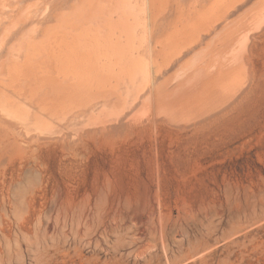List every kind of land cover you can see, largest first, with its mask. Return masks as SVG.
<instances>
[{"label": "rangeland", "instance_id": "374dc122", "mask_svg": "<svg viewBox=\"0 0 264 264\" xmlns=\"http://www.w3.org/2000/svg\"><path fill=\"white\" fill-rule=\"evenodd\" d=\"M128 124H32L27 140L0 120V264H264L259 132L230 139L231 114L176 132L140 109Z\"/></svg>", "mask_w": 264, "mask_h": 264}, {"label": "bare ground", "instance_id": "6f19581e", "mask_svg": "<svg viewBox=\"0 0 264 264\" xmlns=\"http://www.w3.org/2000/svg\"><path fill=\"white\" fill-rule=\"evenodd\" d=\"M140 109L176 132L231 114L230 139L263 142L264 0H0L1 121L113 133Z\"/></svg>", "mask_w": 264, "mask_h": 264}]
</instances>
